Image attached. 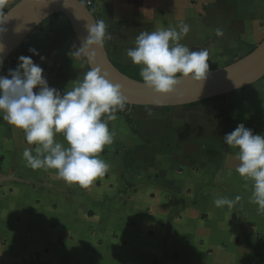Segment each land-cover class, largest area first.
I'll return each instance as SVG.
<instances>
[{
	"label": "crops",
	"instance_id": "crops-1",
	"mask_svg": "<svg viewBox=\"0 0 264 264\" xmlns=\"http://www.w3.org/2000/svg\"><path fill=\"white\" fill-rule=\"evenodd\" d=\"M19 1L5 0L4 12ZM93 17L104 21V48L122 67L137 66L127 50L141 32L180 24L190 30L179 43L207 49L209 70L264 38V0H98ZM29 40L34 63L61 94L89 71L63 16ZM116 115L114 142L100 154L109 171L88 188L27 166L23 152L34 146L0 115V264H264V213L224 142L239 124L264 135V79L225 101L126 106ZM236 196L231 208L214 205Z\"/></svg>",
	"mask_w": 264,
	"mask_h": 264
},
{
	"label": "clouds",
	"instance_id": "clouds-1",
	"mask_svg": "<svg viewBox=\"0 0 264 264\" xmlns=\"http://www.w3.org/2000/svg\"><path fill=\"white\" fill-rule=\"evenodd\" d=\"M5 7V0H0V34L10 18V13L4 12ZM87 28L88 36L75 54H84L89 64H95L94 50L103 48L110 37L103 20ZM189 30L187 24H180L178 29L141 32L135 47L127 50L132 63L140 66L144 86L155 94L175 93L181 79L190 78L200 84L206 80L208 50L191 51L179 43ZM216 35L222 36V30L217 29ZM3 51L0 45V53ZM29 51L39 55L35 49ZM127 103L120 85L112 83L99 67L86 72L82 81L63 94L49 87L43 69L31 56H20L16 69L0 76V115L14 129L22 131L26 142L34 146L23 152L27 166L33 170H55L59 179L82 188L92 186L109 171L100 154L114 142L115 133L110 131L109 122L118 118L116 113L124 111ZM58 136L63 137L64 143L57 140ZM224 142L236 150L235 171L251 182V202L258 206V212L264 213V135H254L239 124L226 134ZM239 200V196L234 200L222 197L215 199L214 205L231 208Z\"/></svg>",
	"mask_w": 264,
	"mask_h": 264
},
{
	"label": "water",
	"instance_id": "water-1",
	"mask_svg": "<svg viewBox=\"0 0 264 264\" xmlns=\"http://www.w3.org/2000/svg\"><path fill=\"white\" fill-rule=\"evenodd\" d=\"M10 18L3 25L0 34V53L3 63L8 56L28 38L42 23L56 15L63 16L68 22L78 48L88 36L89 24L95 22L93 12L79 0H21L9 11ZM5 13V14H8ZM95 64H89L83 57L88 70L99 67L107 73L112 83L120 85L127 98V107L174 108L246 89L264 78V38L247 55L234 62L209 70L206 80L200 84L189 79H181L175 93L160 96L144 86L143 81L133 80L115 68L105 48L95 49Z\"/></svg>",
	"mask_w": 264,
	"mask_h": 264
},
{
	"label": "built area",
	"instance_id": "built-area-1",
	"mask_svg": "<svg viewBox=\"0 0 264 264\" xmlns=\"http://www.w3.org/2000/svg\"><path fill=\"white\" fill-rule=\"evenodd\" d=\"M88 9H94L97 5L98 0H79ZM33 49V45L29 40V37L23 40V42L8 56L6 61L3 63V67L0 68V76H7L9 70H15L20 56H31L33 59L34 55L29 51Z\"/></svg>",
	"mask_w": 264,
	"mask_h": 264
},
{
	"label": "trees",
	"instance_id": "trees-1",
	"mask_svg": "<svg viewBox=\"0 0 264 264\" xmlns=\"http://www.w3.org/2000/svg\"><path fill=\"white\" fill-rule=\"evenodd\" d=\"M89 10L91 12H93V9L89 8ZM58 16V15H56ZM55 17V16H54ZM115 66L116 69L119 70V72H121L122 74H124L125 76L133 79V80H136V81H143L140 77H139V68L138 66H126V67H122V66H119V65H116V64H113ZM264 79V78H263ZM262 79V80H263ZM243 89H241L240 91H242ZM228 97V95H221V96H218V97H215V98H212V99H209V100H206V101H211V102H217V101H225L226 98ZM205 102V101H204ZM201 103L203 102H198V103H195V104H191V105H187V106H194V105H200ZM162 110H168L170 108L168 107H164V108H161ZM127 121L129 122V125L132 126V122L130 120V118H126ZM133 133L136 134V131L133 130Z\"/></svg>",
	"mask_w": 264,
	"mask_h": 264
}]
</instances>
